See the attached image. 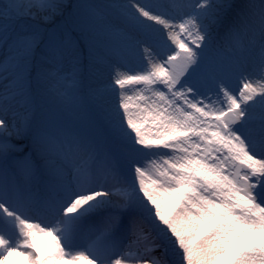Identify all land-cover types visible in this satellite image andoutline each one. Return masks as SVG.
I'll use <instances>...</instances> for the list:
<instances>
[{
    "label": "snow or ice",
    "instance_id": "snow-or-ice-1",
    "mask_svg": "<svg viewBox=\"0 0 264 264\" xmlns=\"http://www.w3.org/2000/svg\"><path fill=\"white\" fill-rule=\"evenodd\" d=\"M0 264H264V0H0Z\"/></svg>",
    "mask_w": 264,
    "mask_h": 264
}]
</instances>
